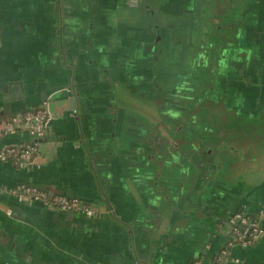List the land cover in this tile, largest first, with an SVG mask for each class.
Wrapping results in <instances>:
<instances>
[{"label": "crops", "instance_id": "0c3cea01", "mask_svg": "<svg viewBox=\"0 0 264 264\" xmlns=\"http://www.w3.org/2000/svg\"><path fill=\"white\" fill-rule=\"evenodd\" d=\"M111 1L0 0V124L31 109L49 112L33 161H0V264H212L220 257V264H264V233L244 246L235 241L231 224L243 213L264 229V72L253 70L262 84L241 86L236 109H251L252 129L245 130L246 115L240 118L244 127L236 132L234 150L223 156L221 176L209 181L214 187L206 191L212 194L196 199L203 176L191 183V168L174 157L167 164L163 155L156 159L145 180L136 152L147 156L153 146L164 154V143L135 129L136 104L127 105V118L123 104L115 108L108 66L96 61V48L108 44L115 57L116 44L125 46L105 16ZM142 1L123 0L117 7H139ZM31 139L27 132L4 134L0 147ZM171 142L175 154L179 147ZM209 154L206 159H213ZM229 166L236 174L228 173ZM21 183L76 196L95 214L19 201L10 191ZM158 204L166 213L149 230Z\"/></svg>", "mask_w": 264, "mask_h": 264}, {"label": "rangeland", "instance_id": "374dc122", "mask_svg": "<svg viewBox=\"0 0 264 264\" xmlns=\"http://www.w3.org/2000/svg\"><path fill=\"white\" fill-rule=\"evenodd\" d=\"M167 1L170 0H143L139 7L126 8L117 7L123 0H112L108 5L110 10L108 9L105 15L115 29L116 40H123L119 39V32H124L123 38L129 37L134 28L145 25L162 27L163 24L166 28L164 39L156 44L151 43L152 50L146 53L148 57H142L140 62L151 68L155 77L157 76L155 92L139 86L130 88L126 84L125 73H130L131 68L124 51H119V46H115V51L118 52L115 57L111 56V52L108 53V44L105 49L96 48V55L99 56L96 61L102 69L108 66L106 78L108 77L110 97L115 108L123 104L120 108L125 109L127 118L129 107L134 106L132 103L136 104L134 110L130 108L131 113L133 112L135 117L138 116L139 123L133 125L135 129L145 133L151 140L154 137L160 139V142L163 141L166 155L162 154V147L159 150L161 154H157L153 146L150 147L148 155L153 154L157 160L163 155L162 161L166 164L171 157H174L175 163L183 161L191 168V172L187 174V177L191 174V183L195 176H203L200 190L198 193L193 192L196 198L198 194L199 197L202 193L209 194L207 188L214 187L209 181L221 176L223 171L220 169L226 164L223 163L226 158L223 159V156L234 150L235 145L232 146V142L236 140V132L244 127L240 118H245L246 115L245 130L252 129L248 128L252 123L251 110L248 112L242 105L244 111L239 109L237 112V100L227 101L223 90L222 94L214 95L219 93L221 86L226 85L223 84L224 77L229 82L228 87L235 82L249 86L263 83L262 77L260 80L253 74V58L256 57L257 51L254 45L255 37L260 34L259 39L264 40V0H177L180 1L177 4L179 7L166 9V6L162 5ZM124 18H127V21H123ZM228 52H232L234 59L228 58ZM140 60L141 57L135 58L136 63ZM231 61L243 66L238 74H231ZM115 65L124 76H118L112 71ZM132 78L131 75L128 79L132 81ZM136 82L140 84L139 80ZM232 90L236 93L234 87ZM127 101L130 103H126ZM175 102L182 105H179L177 110L172 108ZM130 104L132 105L129 106ZM128 117L130 120L134 119V116ZM139 119H143V123ZM175 141L176 145L180 141V149L185 148L192 154L187 156L180 151L177 155L171 154L173 145L170 142ZM192 142H195V145L190 146L189 143ZM160 146L161 144L157 147ZM204 150H207L208 156L212 152L214 158L204 160L205 155L200 152ZM137 153L139 154V151ZM230 157L235 159V154H230ZM194 162L196 167L193 166ZM167 167L172 165L168 164ZM226 170L236 174L235 169L230 166ZM185 176L186 174H181V179ZM177 177L170 182L173 184L170 186L172 189L177 186ZM184 190L186 189L182 185L180 193H185ZM193 212L195 211L192 209L191 213Z\"/></svg>", "mask_w": 264, "mask_h": 264}, {"label": "built area", "instance_id": "2783aa9c", "mask_svg": "<svg viewBox=\"0 0 264 264\" xmlns=\"http://www.w3.org/2000/svg\"><path fill=\"white\" fill-rule=\"evenodd\" d=\"M49 112L46 108H36L27 110L21 114H16L12 118L0 124V136L15 132H27L32 136L30 141L22 142L10 146L0 147V161L15 163H31L35 156L39 154L40 142L44 138L48 127ZM19 201L35 202L41 201L48 207H53L63 212L80 213L92 216L95 214L86 202L76 196H68L62 193H51L47 189L39 188L27 183H21L10 191ZM235 241L244 246L251 245L256 237L264 233L263 228H259L251 222L248 216L243 213L234 215L231 219ZM227 259V257H226ZM224 261L222 257L218 262ZM226 264V260L224 262ZM237 259H232L231 264H237ZM194 264H200L196 261Z\"/></svg>", "mask_w": 264, "mask_h": 264}, {"label": "flooded vegetation", "instance_id": "af4514ba", "mask_svg": "<svg viewBox=\"0 0 264 264\" xmlns=\"http://www.w3.org/2000/svg\"><path fill=\"white\" fill-rule=\"evenodd\" d=\"M180 1H177L175 0V3H173L175 6L174 7H179L177 4H179ZM133 29V28H132ZM121 35H124V32H119ZM166 33V28L163 26L162 24V27L157 25V26H148V25H145L144 27H139V28H134L132 30V34L128 37L125 36V46H122L123 45V41H120V43H117L116 44V47H120L119 48V51H124L125 53V56L128 60V66H130L131 68V72L128 73L130 76L132 75V81H130V79H128L130 76L127 75V84L129 87L131 88H135L137 86H139L140 88H146V90H149V91H152L154 90L155 92V86L158 82V79H157V76L155 77V73L152 71L151 68L143 65V64H140V62H142V57H148L146 53H150L149 51H151L152 49L150 48L152 45L151 43L153 44H156L157 42H160L161 39H164V35ZM127 34V32H126ZM260 35V34H258ZM256 36V40L254 42V45H255V49L257 50L255 52L256 54V57L253 58V70H257V69H261L263 72H264V40L262 39H259V36ZM163 37V38H162ZM143 50H146L144 53L142 52ZM144 54V56H142ZM242 54V53H241ZM228 58L231 57V60L234 59L233 55H232V52H229L227 53ZM138 56L141 57V60L136 63L135 62V58ZM135 57V58H133ZM239 57V56H238ZM235 64V65H234ZM243 66H240L238 65V63H235V62H232L231 61V65L229 68H231V74L232 72H235V74L239 73V70L242 69ZM113 72L118 75V76H124L123 74L120 73L119 71V68L117 67V65H115L113 68H112ZM237 70V71H235ZM254 74V73H253ZM224 83L223 84H226L225 86H221L222 88L219 89V93L215 94L214 96L216 95H220L222 94L221 90H223L225 92V94L227 95V101H232L234 102L235 100L238 101V94H239V90L241 89V86L242 85H238L239 82H235V83H231L232 86L228 87L229 86V82H227V78L224 77ZM137 80L140 81V84H137ZM232 87H234V90H236V93L232 90ZM226 88V89H225ZM211 96V94H209ZM212 97V96H211ZM236 97V99H235ZM208 98V97H207ZM213 98V97H212ZM202 100V98L200 99ZM175 105V107H174ZM172 106V108L174 109H178L177 107L180 105L179 103L175 102ZM191 105V104H190ZM182 106V105H180ZM179 106V107H180ZM251 110V109H250ZM244 111V110H243ZM168 112V111H166ZM238 112V111H237ZM250 112V111H248ZM223 115V114H222ZM188 128V127H186ZM182 129V128H181ZM180 141L178 142V149L180 152H182V154H186L187 156H190L192 154V152H187L185 148L183 149H180ZM189 145H195V142H192V143H189ZM189 146V148H190ZM197 150H194V152H196ZM203 153L205 152L202 151ZM166 151L164 149V155ZM176 154V153H175ZM177 155V154H176ZM205 156L208 157L207 154L204 153ZM149 156H153L149 154ZM148 156V157H149ZM203 156V159H206L207 157Z\"/></svg>", "mask_w": 264, "mask_h": 264}, {"label": "water", "instance_id": "95a60500", "mask_svg": "<svg viewBox=\"0 0 264 264\" xmlns=\"http://www.w3.org/2000/svg\"><path fill=\"white\" fill-rule=\"evenodd\" d=\"M75 100V99H74ZM149 155H145L143 153H140L139 154L136 152L135 154V157H136V161L139 162V165H138V171L139 173H141L139 176H141L142 178H144L145 180H148V178L152 177V173H153V170H154V166L156 164V161L153 160V158L155 157H152V156H149ZM156 159V158H155ZM212 193H202L201 194V197L202 195L204 196V198L207 196V195H210ZM168 198H165V199H161L159 200V202L162 204H165L166 205V202H167ZM158 207L156 208H153L152 209V218L150 220V225L148 228L149 230H152V226L158 224L159 222V219L160 217H162L166 211L164 210V208H162V206H160V204L157 205ZM156 236L158 237V235L156 234Z\"/></svg>", "mask_w": 264, "mask_h": 264}]
</instances>
